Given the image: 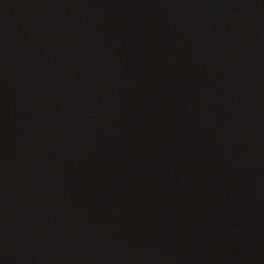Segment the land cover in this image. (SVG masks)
Here are the masks:
<instances>
[{"label": "water", "instance_id": "obj_1", "mask_svg": "<svg viewBox=\"0 0 264 264\" xmlns=\"http://www.w3.org/2000/svg\"><path fill=\"white\" fill-rule=\"evenodd\" d=\"M0 264H264V0H0Z\"/></svg>", "mask_w": 264, "mask_h": 264}]
</instances>
